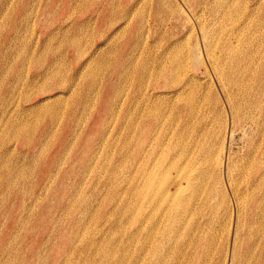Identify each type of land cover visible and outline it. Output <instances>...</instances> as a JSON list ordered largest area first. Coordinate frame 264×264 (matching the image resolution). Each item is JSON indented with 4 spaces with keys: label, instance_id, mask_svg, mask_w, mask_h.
Wrapping results in <instances>:
<instances>
[{
    "label": "rangeland",
    "instance_id": "rangeland-1",
    "mask_svg": "<svg viewBox=\"0 0 264 264\" xmlns=\"http://www.w3.org/2000/svg\"><path fill=\"white\" fill-rule=\"evenodd\" d=\"M158 1L162 3L159 9L156 6V0H139L136 9L131 10L125 8L124 12L121 13L122 11L120 10L125 3H135L136 0H0V264H85L87 263L88 257H92L97 262L100 261L99 263L102 264L103 261L99 254L100 252H97V254L95 251V254L93 253V255L89 256L86 251H82L83 249L81 246L85 245V239L92 237L96 242L101 239V249H105L107 246H114L116 240H119V242H117V248L113 253L117 257L121 256L124 245H126L124 250L128 249L130 253L131 247L129 248V246L131 245L128 244V246L127 244H124L129 239L126 235L130 232L132 225L131 204H129L132 200L130 194V175L132 174L130 132L128 133L127 131L128 134L126 133V146L125 150L123 149L124 155L121 157L120 145L122 136L120 134H115L113 129L109 131V128L112 124H114V126L119 124V116L121 115V110H119L121 106L119 105V102L125 98L131 89L130 87L126 88L125 82L122 89L118 87L119 91L112 90L113 86L114 89L116 88L113 76L112 88L110 91L104 92L101 81H103L107 73V68H105L107 62L109 63L117 58L120 55V52H123L124 50L126 51V49L131 47L133 42H136L135 46L137 47H132L131 54L132 56L134 55L132 59L134 60L136 57V59H142V62L147 59V64L150 66H153V64L156 63L154 60L155 55L162 53L168 54L170 52L167 57L163 58V62L166 64L168 63L170 67L174 68V71H180L179 73H177V71L175 72V80L181 79V81H184L194 68V75L196 76H194V81L190 82V80H187V83L189 84L187 87L193 91V101L200 111V113L194 118V124L202 113L204 116V125L207 127L211 125L210 130L216 129V123L219 121L220 116H222V109L220 108L223 106V91L222 89H219L221 87L220 78L212 75L209 69H207V72L203 69L205 61L203 60L201 38L199 37L200 30L192 24L190 18V21L184 23L175 20V11L170 13V11L167 10L165 5L167 0ZM183 1L185 7H187L191 13L193 12V15L200 23L204 21L205 25H207L213 20V17H216V19L219 18V13L217 14L216 10H220L221 6L213 5V3H211L212 0H205L207 4H201L202 0H199L200 3L196 2L198 0ZM231 1L230 14L232 17L234 16V18H237L238 22L240 20L242 21L244 17L247 18V14H249L250 11H252L249 15L250 17L255 16L258 18L259 16L263 17L264 15V0ZM255 1L260 2L258 3ZM172 3H175L174 5L172 4L174 7L180 6V8H183L180 4V0H172ZM233 3H235V6ZM254 5L257 6L255 7ZM246 7L247 11L245 9ZM242 8L243 11L245 10L244 12L241 10ZM256 13H259V15ZM122 14L127 15L126 18H121ZM210 16L211 18H209ZM230 18L231 17L226 16L224 18L223 16L221 17V21H215L217 27L215 29L216 36L214 40H216L215 42L218 44L223 42V40L225 43L229 44L230 42L231 44H233V41L235 42V36L237 33L235 29L236 27ZM228 20H230V23ZM125 21H128V24H126ZM224 24L227 25L225 26ZM203 29H206L205 26ZM190 30H192V32ZM247 30L251 34H256L253 36L254 38L251 42V48L253 51L252 58L254 64H256L255 69L257 70L261 64H264V57L262 54L264 52V37L262 34L258 35L259 31L257 30L253 31L249 28L241 29V31L245 32ZM260 36L262 37L260 38ZM193 40L197 41L198 49L197 56L194 58L191 52L187 49L189 43ZM177 41H179V43ZM94 45H97L99 49H97V53L94 52L91 55L89 52L93 49ZM177 50H180L181 60L180 57H175L177 55L179 56ZM147 51L148 54H145ZM173 52L176 53L174 54ZM89 55L92 56L91 61H89L79 73H84L86 71L85 73L87 74L92 71L95 73V77H97L96 83L91 87L92 90L90 89L87 92L84 87L79 85L80 79L78 76H75L73 70L78 69L80 64L83 61L85 62ZM170 58H172V60ZM59 59L60 62L58 61ZM56 61L58 64H56ZM89 64L92 67H90ZM95 65H97V67ZM67 66L69 69H65ZM88 68L92 69L89 70ZM48 71L52 72L54 75H51ZM39 72H44V74L48 73V75L42 77L38 75ZM176 73L180 77H178ZM183 73L184 75H182ZM157 82L160 84L163 80L157 79ZM17 83L18 85H16ZM59 84L64 86V89L57 88L56 85ZM191 84L193 86H191ZM195 86L197 87L196 89ZM65 88H75L74 90L78 91V95L72 99L73 97L68 95L70 92H64V95L59 96L60 101H56L57 104L55 102L52 103L54 106L51 107L55 109V112L59 115L56 117V114L55 119L53 120L55 123H52L53 134L46 135L40 144L35 145V148L32 149V147H29V149H31L30 151H24L25 148L22 145V141L28 133H25L24 131L12 132L8 129L6 123L10 115L9 113L13 112L17 106L28 107V105L35 103V100H40L45 95L43 89H47L48 94L53 95L56 91H65ZM22 91L25 92V94ZM86 92L88 94L85 97H87L86 100H88V102L86 101L85 104L82 105V99H80V97L84 96ZM120 94L122 97H120ZM101 98L102 101L105 100L103 108H100L102 105V102H100ZM196 99L197 101H195ZM15 100L17 101V104ZM72 104H74L73 107L75 108L73 115L71 114L72 108H69ZM166 105L167 101L163 100L161 106L165 108ZM11 106L14 107L12 108ZM10 108H12V111ZM85 109L88 110L85 111ZM111 109H114L115 113L113 112V114H111ZM246 110L247 107L244 105L239 110V113H244ZM169 112L170 110L168 108L166 114ZM29 115H25L24 119H26V122L34 124L36 120L35 116L30 115L29 117ZM111 115L114 116L111 117ZM64 125H68V129L65 128ZM98 125L102 127L103 132L106 131V135L109 136L111 134L108 138L109 142H105L102 147L97 146V132L89 128H97ZM212 126L214 128H212ZM65 129L70 132L68 135L69 138L67 137V142H71L73 145L70 144L72 147L67 149L66 147H56L55 141L57 134L66 131ZM235 134L236 135L233 136L234 139H232L233 141L231 140L229 144L227 152L229 155H233L234 159H237V156L242 154V140L236 138L237 133ZM36 136L37 133L32 132L31 140H34ZM117 136H119V138ZM113 137L114 140L112 139ZM110 140L113 141L112 144ZM114 143H116V145ZM216 143L217 142H215L214 138L211 139V137L203 139V148L206 149L208 153L212 152L211 156L213 155V163L211 165H214L215 161ZM91 150L94 151L93 154L95 155L92 157V159H94L88 160ZM186 151L190 153L192 152V149H186ZM121 166L122 168H120ZM115 167H117V169ZM222 175L223 171L221 169L217 174V177H221ZM113 181L115 182L113 183ZM208 184H205L206 191L212 193L214 196L213 201L215 200L219 203V196L216 194V189L213 187L214 185L211 183ZM80 186L82 189L79 188ZM168 191L172 192L173 187L170 186ZM216 206V211L220 213L221 209L219 208V205L217 204ZM93 212L95 214H93ZM218 212L217 214H219ZM116 222L120 224L118 225ZM98 228H102V230L100 229L99 231ZM123 229L125 230L123 231ZM72 255L73 257H71Z\"/></svg>",
    "mask_w": 264,
    "mask_h": 264
},
{
    "label": "bare ground",
    "instance_id": "bare-ground-1",
    "mask_svg": "<svg viewBox=\"0 0 264 264\" xmlns=\"http://www.w3.org/2000/svg\"><path fill=\"white\" fill-rule=\"evenodd\" d=\"M156 1H157L156 6L159 9L162 3L159 2L158 0ZM196 2L200 3L199 0ZM202 3H206L205 0H202L201 4ZM211 3H213V5L221 6V7L220 10H216V13L217 14L219 13V18L216 19V17L215 18L213 17L212 18L213 20L207 25H205L204 21L200 23L195 18L193 12L191 13L189 9L185 7L183 0H180V4L183 6V8L181 7L182 9L180 8V6H176V7L172 6L173 4L172 0H167L165 5L167 7V10L170 11V13L172 11H175L176 13L174 17L175 20H179L180 22L184 23L190 21L191 19L192 24L198 27V29L200 30L199 37L201 38V44H202L201 48L204 57L203 60L205 61V64H203V69L205 72H207V69H209L212 75L216 76L217 78H220L221 80L220 82L221 87L220 86L218 87H220L219 89H222L223 91V96H222L223 106L220 108L222 109V111L220 110L222 112V116H220L219 121H217L215 130L212 129L210 130L211 125L208 127L204 125L205 122L203 120L204 116L202 113L198 117L197 122L194 124V118L197 116V114L200 113V111L193 101L192 98L193 91H191L187 87L189 85L187 83V80L193 82L196 77L194 75V68L191 73H189L188 75L186 74L187 78L184 79V81H181V79L175 80L174 78V76L176 77L175 72L177 71L176 69H178L179 67L175 69L176 71H174L173 70L174 68L170 67L168 63L166 64L165 62H163V58L167 57L170 52L168 54L162 53L159 55L158 54L155 55L154 60L156 63H154L153 66H150L149 64H147L148 62L146 61L147 59L144 62L141 61L142 59L139 58H138L139 60L136 59V57L134 60L132 59L134 55L132 56L131 50L132 47H134L136 44V42H133L131 47L126 49V51L124 50L123 52H120V55L117 58L113 59L109 63L107 62V65L105 67L107 68L106 71L107 73L103 81H101V84H103L102 86L104 88V92H108L112 88L113 76L115 79L114 83L116 84V88L114 89L113 86L112 90L119 91L118 87L122 89L123 84H125V82H126V88L130 87L131 89L130 92L128 91L129 93L127 95L125 94L126 95L125 98L119 102V105L121 106V108L119 109L121 110L120 112L121 115L119 116V121H120L119 124L117 126H114V124H112L111 127L109 128V131L113 129L115 134L117 135L120 134L122 136L121 145H120L121 157L122 155H124L123 149L125 150V146H126V141H127L126 135L130 132L131 168H132V174L130 175L131 176L130 194L132 196V200L130 201L131 203L129 204H131L132 225L128 235H126L125 233V235L129 237V239L124 243L127 245L128 244L131 245V246L128 245L129 248L131 247L130 248L131 250L129 249L130 253L128 249L124 250V247L126 245L123 244L124 245L123 252L119 257L113 254L115 249L117 248L116 246L118 245L117 242H119V240L118 241L116 240L114 246H110V247L107 246V248L101 249L102 244L100 245V240H101L100 238H99L100 240L97 242L93 240V237L85 239V245L81 246V248L83 249L82 251H86L89 254V256L93 255V253L95 254V251L96 253L100 252L99 254L101 255L103 261L102 264H115V263H119V264H264V64H261L259 68H257V70L255 69L256 64H254V60L252 58L253 51L251 48L252 47L251 42L254 38L253 36L256 34L255 33L251 34L248 30L246 32L241 31L242 28H249L252 29L253 31L257 30L259 31L258 35L262 34L264 37V28H263L264 15L263 17L259 16L258 18L255 17L254 15H253L254 17H250L249 15L252 13V11H250L249 14L246 13L248 15L247 18L244 17L242 21L239 19L240 21L238 22L237 18H234V16L232 17L230 14V10H231L230 4L232 3L231 0H212ZM129 4L125 3V5L120 10L122 11L121 13L124 12L125 8L131 10L136 9V7L139 4V0H136L135 3H129ZM233 4L235 6V3ZM257 5L254 6L256 7ZM245 9L247 11V7ZM241 10L243 11V8ZM256 14L259 15V13ZM126 16L127 15L122 14L121 18H126ZM223 16L224 18L225 16L231 17L230 19L232 20L233 24H235L236 27L235 29L238 34L236 33L235 42L233 41V44H231V42L230 44L225 43L224 40L223 42H220V44H218L217 42H215L216 40H214L216 36L215 29L217 27L215 21H221L222 20L221 17ZM209 18H211V16ZM228 21L230 23V20ZM125 23L128 24V21H125ZM204 26L206 29H203ZM192 30L190 31L192 32ZM261 37L262 36H260V38ZM177 42L179 43V41ZM97 49H99V47H97V45H94L93 49L90 50L89 53H91L92 55V53L98 51ZM187 49L189 52H191L193 58L196 57L198 51L197 41L196 40L191 41ZM177 53H179V56L177 55L175 57L179 58L180 50H177ZM145 54H148V51ZM262 54L264 57V52ZM91 55H89L88 58H86L85 62L83 61L80 64L78 69L73 70L75 76H78V78L80 79L79 85L84 87V89H86L87 92L90 89L92 90L91 87L96 83L97 76L95 77V73H93L92 71L87 74L85 73L86 71L84 73H79V72L83 67H85L86 64L89 63V61H91L92 59ZM170 59L172 60V58ZM58 61L60 62V59ZM56 64H58L57 61ZM95 66L97 67V65ZM67 67L65 69H69V67L68 68ZM90 67L92 66L90 65ZM91 69L92 68H90L89 70ZM48 72L51 75H54L52 74V72L50 71ZM179 72L180 71H177V73ZM38 75L43 77L45 75H48V73L44 74V72H39ZM182 75H184V73ZM61 77H62V73H61ZM157 79H162L163 82L159 84L157 82ZM16 85H18V83ZM56 86L57 88L64 89V86H61L60 84ZM191 86L193 85L191 84ZM196 88L197 87L195 86V89ZM74 89L65 88V91L62 92L59 90L56 91L53 95L48 94L47 89H43L45 95L40 100H35L36 102L28 105V107L17 106V108L14 109L13 112L9 111L10 115L9 117L7 116L8 119L6 123L8 125V129L12 132L24 131L25 133H28V135L22 141V145L25 148L24 151H28V150L30 151L31 149H29V147H32V149L35 148V145L40 144V142H42V139L46 135L53 134L52 123L54 122L53 120L55 119L57 112H55V109L51 107L54 106L52 105V103L53 102L56 103V101H60L59 96L64 95V92L65 93L70 92L68 93V95H70L71 97H73L72 99H74V97L78 95V91ZM87 92L84 96L80 97V99H82V105H84L86 101L88 102V100H86L87 97H85L88 94ZM23 93L25 94V92ZM120 97H122V95ZM163 100L167 101V105L165 106V108L161 106ZM195 101H197V99ZM100 102H102L100 108H103V106L105 105V100L102 101L101 98ZM73 105L74 104L69 106V108H72L71 110L72 115L75 112V108L73 107ZM244 105H246L247 110L244 113H239V110ZM12 108H10V110ZM168 108L170 112L166 114ZM87 110L85 109V111ZM113 112L114 109L113 110L111 109V114H113ZM29 114L31 116L32 115L35 116L36 120L34 124L31 122H26V119H24V116L25 115L27 116ZM58 116L59 115L57 114L56 117ZM113 116L114 115H111V117ZM64 126L65 128L68 127V125H64ZM89 128L97 132L98 134L97 135L98 147H102L105 142L107 143L109 142L108 138L110 137L111 134L109 136L106 135L105 134L106 131L103 132V129L102 127H100V125H98L97 128H92V127ZM212 128L214 127L212 126ZM32 132L37 133V136L35 137L34 140H31ZM69 133H70L69 130L68 131L66 130L62 133L60 132L57 134L55 141L56 147L58 146L63 148L66 147V149L72 147L70 146L71 142H67V139L69 138L68 137ZM235 133H237L236 138L242 140V154L237 156L238 160L234 159L233 155L231 156L227 152L231 140L234 139L233 136L236 135ZM117 137L119 138V136ZM206 137L208 138L211 137V139L214 138L215 142H217L214 165H211L213 163V158H212L213 155L211 156L212 152L208 153L206 149L203 148V139ZM112 139L114 140V137ZM110 142L112 144L113 141L110 140ZM114 144L116 145V143ZM186 149H192V152L188 153ZM93 153L94 151L91 150L88 160L94 159V158L92 159V157L95 155ZM117 167L115 168L117 169ZM120 168H122V166ZM221 169L223 171V175L221 177L220 176L217 177V174L221 171ZM114 182L115 181H113V183ZM206 183L207 184L211 183L212 185H214L213 187H215L216 189L215 190L216 194L217 196H219V203H217L215 200L213 201L214 196L212 195V193L206 191L205 188ZM170 186L173 187L172 192L168 191V188ZM79 188H81V186ZM217 204L221 209L220 213L216 211ZM94 212L93 214H95ZM217 212L219 214H217ZM116 224L118 223L116 222ZM100 229L102 230V228ZM125 229H123V231ZM71 257H73V255ZM99 262H97L92 257H88L87 263L85 264H100Z\"/></svg>",
    "mask_w": 264,
    "mask_h": 264
}]
</instances>
